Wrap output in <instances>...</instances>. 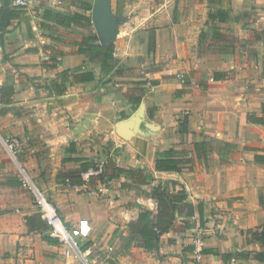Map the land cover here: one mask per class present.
<instances>
[{
  "label": "crops",
  "instance_id": "0c3cea01",
  "mask_svg": "<svg viewBox=\"0 0 264 264\" xmlns=\"http://www.w3.org/2000/svg\"><path fill=\"white\" fill-rule=\"evenodd\" d=\"M94 3L32 0L0 36V264H264V0H111L115 37ZM45 8L91 25H57ZM87 36L114 45L111 71L81 53ZM12 136L63 220L90 222L88 262L51 235ZM165 158L178 168H157ZM159 185L187 199L149 249L129 225L158 212Z\"/></svg>",
  "mask_w": 264,
  "mask_h": 264
},
{
  "label": "trees",
  "instance_id": "16d2710c",
  "mask_svg": "<svg viewBox=\"0 0 264 264\" xmlns=\"http://www.w3.org/2000/svg\"><path fill=\"white\" fill-rule=\"evenodd\" d=\"M0 36L4 35L11 23L23 17L26 14L24 8L14 7L9 0H0ZM91 9V4H88ZM43 17L49 21H55L60 26L71 27L74 23H84L82 25H91V17L81 13H65L55 11L51 8H45ZM42 27L58 31L52 25L42 24ZM98 39L94 36H87L84 43H80V51L88 56L89 60L100 61L104 71H111L114 60V45L104 47L99 44ZM94 78L93 73L85 72L82 74L84 81H90ZM6 94L12 92V87L6 85L2 88ZM178 162L172 158L157 160V168L160 169H177ZM118 173L128 172L127 170L117 168ZM174 187L176 182H171ZM153 196L158 200V212L154 214L151 210L144 209L141 211L138 220L132 221L129 225V241L141 240L146 248L153 249L158 246L159 237L162 233L170 230L174 219L175 212L180 202L187 199V190L184 186L175 193L170 192L168 186L159 185L154 188Z\"/></svg>",
  "mask_w": 264,
  "mask_h": 264
},
{
  "label": "built area",
  "instance_id": "2783aa9c",
  "mask_svg": "<svg viewBox=\"0 0 264 264\" xmlns=\"http://www.w3.org/2000/svg\"><path fill=\"white\" fill-rule=\"evenodd\" d=\"M10 4L18 8H27L32 0H9ZM11 158L17 163L18 177L23 186L29 189L34 197V202L37 205L39 212L46 221L49 231L52 236L58 238L60 244L65 249V255H76L81 257L86 262L88 258L84 256L81 249V241L89 237L92 227L87 219L80 220L77 224L68 225L60 215L56 205L48 197L46 192L41 189L30 176L27 168L20 161V154L23 151L22 141L12 136L3 140ZM195 261L198 263L204 256L206 247L205 232L202 227L196 232L194 239Z\"/></svg>",
  "mask_w": 264,
  "mask_h": 264
},
{
  "label": "water",
  "instance_id": "95a60500",
  "mask_svg": "<svg viewBox=\"0 0 264 264\" xmlns=\"http://www.w3.org/2000/svg\"><path fill=\"white\" fill-rule=\"evenodd\" d=\"M94 15L99 18L102 25L101 35L105 37H115V23L111 9V0H95Z\"/></svg>",
  "mask_w": 264,
  "mask_h": 264
},
{
  "label": "rangeland",
  "instance_id": "374dc122",
  "mask_svg": "<svg viewBox=\"0 0 264 264\" xmlns=\"http://www.w3.org/2000/svg\"><path fill=\"white\" fill-rule=\"evenodd\" d=\"M35 183H36L41 189H43V190L46 192V194L48 195L47 191H46L44 188H42V186L38 183V181H35ZM48 197H49V195H48Z\"/></svg>",
  "mask_w": 264,
  "mask_h": 264
}]
</instances>
